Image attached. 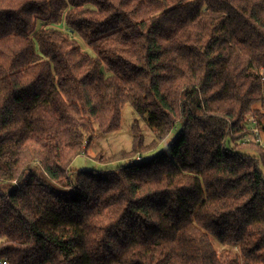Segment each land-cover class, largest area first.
I'll list each match as a JSON object with an SVG mask.
<instances>
[{"label": "trees", "instance_id": "obj_1", "mask_svg": "<svg viewBox=\"0 0 264 264\" xmlns=\"http://www.w3.org/2000/svg\"><path fill=\"white\" fill-rule=\"evenodd\" d=\"M262 75L264 0H0V257L264 264ZM128 102L156 139L74 170Z\"/></svg>", "mask_w": 264, "mask_h": 264}, {"label": "rangeland", "instance_id": "obj_2", "mask_svg": "<svg viewBox=\"0 0 264 264\" xmlns=\"http://www.w3.org/2000/svg\"><path fill=\"white\" fill-rule=\"evenodd\" d=\"M83 44L87 51H91L90 47L85 45V43ZM256 107L260 108L258 112L264 113L263 102H258L256 104ZM261 120L262 122L260 124L259 122L258 123L252 122L251 120L249 121L251 122V126L252 123H254V126L259 125V127L261 128V133L259 135L264 141V128H262V124H264V115L262 116ZM136 123L138 126H136ZM137 127L140 130V134L144 136L145 145L150 144L156 139L155 129L150 126L147 115H141L138 112H136L133 105L128 102L126 103L122 112V121H121L120 129L116 131H112L110 133H103L97 131L87 151H85L84 153H82L81 155L75 158V160L72 163V168L77 171L84 169H98V170L115 169L119 163H124L126 160L129 161L130 159L128 158V156L125 157L127 159H124L120 156L121 154H125L126 152H130L131 150H133L135 145V139L137 136V132H136ZM242 127H243L242 130L248 129V127L245 124H242ZM252 129H250V131H247V133L244 132L245 133L244 135H246L244 138H249V141L255 142V135L252 134L253 132ZM180 130H181V122L178 121L174 126V128L172 129V131L170 132V134L164 140H159V142H157L154 146L149 147L147 149L139 148L140 152H136L132 154V156L136 154L142 156L143 159L145 158L147 159V158H152L155 155L159 154L160 152L167 150L169 144L178 135ZM242 130L241 132H236V130H234L233 134H231L232 136L231 143H229L228 146L239 147L240 149H242L241 151L250 152V153L256 152V149L259 150L258 146L248 145L249 143H246L247 142L246 139L244 140L242 138H238V135L240 133H243ZM244 147L247 148L243 149ZM215 243L218 252L221 253L223 248L220 245H218L217 242Z\"/></svg>", "mask_w": 264, "mask_h": 264}, {"label": "built area", "instance_id": "obj_3", "mask_svg": "<svg viewBox=\"0 0 264 264\" xmlns=\"http://www.w3.org/2000/svg\"><path fill=\"white\" fill-rule=\"evenodd\" d=\"M262 80V95L264 97V75H262L261 77ZM249 120H251L252 122H257L258 120L255 116L253 115H249ZM252 131L253 134L255 135V140L258 141L260 144H262L264 146V141L262 140L261 136L259 135L261 133V128L258 126H254V123H252ZM17 183H19L18 181H16ZM0 264H9V260L7 258L4 257H0Z\"/></svg>", "mask_w": 264, "mask_h": 264}]
</instances>
